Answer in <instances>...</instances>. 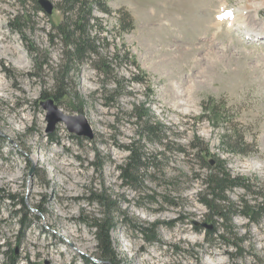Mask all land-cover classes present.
Listing matches in <instances>:
<instances>
[{"label":"rangeland","instance_id":"obj_1","mask_svg":"<svg viewBox=\"0 0 264 264\" xmlns=\"http://www.w3.org/2000/svg\"><path fill=\"white\" fill-rule=\"evenodd\" d=\"M37 1L0 0V264H10L11 251L17 264H87L97 251L89 223L103 211L94 200L100 193L113 205L118 264H264V5L253 7L264 0H106L110 15L94 11L104 38L99 56L113 58L125 45L146 84L131 82L138 74L122 59L105 76L90 62L72 65L68 95L56 106L66 116L83 115L91 138L64 122L49 130L55 115L42 96L62 64L61 45L51 41L61 13L58 0H48L50 14ZM22 8L26 14L13 22ZM223 9L237 18L231 26L216 18ZM124 13L133 24L127 32L116 27ZM247 29L257 35L247 37ZM208 101L223 122L202 118ZM134 105L163 126L161 144L139 138ZM233 132L243 137V155L222 143ZM134 140L156 159L128 186L119 167ZM200 141L211 156L194 155L190 147ZM217 157L251 183L226 197L262 207L257 223L232 216L228 242L210 240L218 225L199 203ZM149 224L158 225L156 242L137 230Z\"/></svg>","mask_w":264,"mask_h":264},{"label":"trees","instance_id":"obj_2","mask_svg":"<svg viewBox=\"0 0 264 264\" xmlns=\"http://www.w3.org/2000/svg\"><path fill=\"white\" fill-rule=\"evenodd\" d=\"M58 6L61 20L51 26V41L53 42L56 39L61 45L62 64L52 69L53 86L49 90V93L47 95L44 94L42 98L52 100L56 104L60 98L66 97L68 95L67 88L70 73L73 69L72 65L79 66L83 62H90L99 76H105L110 74L114 59H122L129 66H132L138 74L132 73L131 82L142 85L146 84L145 72L139 67L136 59L125 48V45L122 46V49L116 48L113 58H101L99 56V41L104 40V38L101 37L100 30H96L98 27L97 23L95 25L97 18L94 15V11L110 15L112 10L107 5L106 0H58ZM20 13L21 15L12 16L11 20L15 23L18 22L26 14V10L22 8ZM116 20V27L122 32H127L133 27L132 20L128 14H119ZM14 28L18 29L17 25H14ZM33 51L34 55L39 58L40 54L35 50ZM44 65L45 63L40 64V68ZM113 83L115 87L117 82L113 81ZM146 88H148L147 85ZM116 91L117 88L113 90V92ZM208 102L211 103L208 107L207 103L205 104L204 116L202 118H207L209 121L212 120V122L213 120L220 122V111L217 105L213 101ZM140 110L142 111L140 112ZM132 117L135 120L134 125L141 140L145 139L148 142H158L161 144L162 137L156 138L159 132L162 131L163 126L156 121H152L141 105L139 107L137 105L133 106ZM136 143L138 141L134 140L126 147L128 156L125 163L119 167L121 172L120 178L128 186H132L134 183L140 181L142 174L149 170L152 166V161L156 159V156L152 157L142 151L140 147H136ZM222 143L226 145L228 152L233 155L245 154V143L239 133L233 132L232 137L225 135L222 138ZM190 148L195 152L194 155L197 154L199 158L211 156L208 146L202 141H200L199 145H194ZM179 150L180 153L185 152L184 150ZM218 160H220L219 157L215 159L216 165L213 168H209L202 178L204 196L199 203L208 210L207 215H205L206 218L213 220L218 225V228L210 234V240L228 242L229 239L235 237V233L228 226L232 216L240 215L252 223H257L262 207L261 202L257 200H254V203L251 204L243 199L239 202H233L226 197L228 191L235 188L249 190L248 188L251 183L247 178L232 176L221 166V162L219 163ZM8 199H11V197ZM94 200L101 206L103 211L100 217L91 218L89 223V227L94 230L97 251L93 259H86V263L95 264L93 262L95 260L100 261L101 264H118L111 237V233L116 227V221L112 213V202L104 193L98 194ZM24 226L26 227L27 225L25 224ZM157 227V224H149L138 227L137 230L144 236L146 242L152 243L157 241L155 236ZM9 259L10 264H17L18 257L14 256L13 251H11Z\"/></svg>","mask_w":264,"mask_h":264},{"label":"water","instance_id":"obj_3","mask_svg":"<svg viewBox=\"0 0 264 264\" xmlns=\"http://www.w3.org/2000/svg\"><path fill=\"white\" fill-rule=\"evenodd\" d=\"M38 4L41 6L43 11L46 14H50L52 11V4L48 0H38ZM44 109L49 110V112L53 113L55 115V118H52L50 122L49 130L53 128V125L58 122H64L67 130L72 133L79 134L77 131V127H82L83 130H85V135L91 138L92 133L89 124L87 123L85 117L83 115L78 116H66L63 114L59 108L53 103L52 100L46 101V103L43 104ZM78 122L81 124L79 125ZM75 125V126H74ZM48 130V131H49ZM83 132V131H81Z\"/></svg>","mask_w":264,"mask_h":264},{"label":"bare ground","instance_id":"obj_4","mask_svg":"<svg viewBox=\"0 0 264 264\" xmlns=\"http://www.w3.org/2000/svg\"><path fill=\"white\" fill-rule=\"evenodd\" d=\"M263 5H264V3H263V4H260V5H255V6H253V7L258 8V7L263 6ZM240 10H242V8H240ZM255 10H256V9H255ZM219 14H221L222 17H221V18L216 17V18L219 19L220 21H221V20L224 21V20L226 19L227 23L230 22V26H231V25L233 24V22L237 19L236 16L232 15V13H231L230 11H226V9H225V10L223 9L221 12L218 13V15H219ZM236 25H239L240 27H245V28H246L244 21H239V24L236 23ZM246 31H247L246 33H245V32H243V33H244L247 37H249V36H256V35H257L256 33L251 32L250 29H247ZM248 32H249V33H248ZM258 37H259V36H258ZM1 41H3V39H1ZM59 169H61V168H59ZM1 178H3V176L0 175V179H1ZM11 179H12V178H11Z\"/></svg>","mask_w":264,"mask_h":264}]
</instances>
